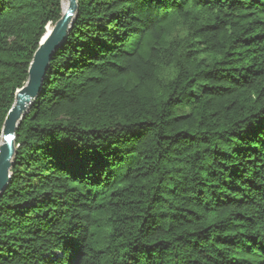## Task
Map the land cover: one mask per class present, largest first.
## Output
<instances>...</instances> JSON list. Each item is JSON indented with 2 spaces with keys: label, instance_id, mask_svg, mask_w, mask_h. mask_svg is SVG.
<instances>
[{
  "label": "trees",
  "instance_id": "trees-1",
  "mask_svg": "<svg viewBox=\"0 0 264 264\" xmlns=\"http://www.w3.org/2000/svg\"><path fill=\"white\" fill-rule=\"evenodd\" d=\"M61 0H0V142ZM0 264H264V0H78L16 130Z\"/></svg>",
  "mask_w": 264,
  "mask_h": 264
},
{
  "label": "water",
  "instance_id": "water-1",
  "mask_svg": "<svg viewBox=\"0 0 264 264\" xmlns=\"http://www.w3.org/2000/svg\"><path fill=\"white\" fill-rule=\"evenodd\" d=\"M62 1V0H61ZM67 3L61 18L42 37L33 54L25 85L16 91L14 103L7 113L1 130L0 142V195L11 177L15 156L16 130L40 92L43 78L55 52L63 45L71 29L78 8V0H64ZM47 29V27H46ZM45 29V30H46Z\"/></svg>",
  "mask_w": 264,
  "mask_h": 264
},
{
  "label": "bare ground",
  "instance_id": "bare-ground-1",
  "mask_svg": "<svg viewBox=\"0 0 264 264\" xmlns=\"http://www.w3.org/2000/svg\"><path fill=\"white\" fill-rule=\"evenodd\" d=\"M66 6H67V3L64 0H62L61 1V8H62L63 13L65 12ZM50 30H51V26H48L46 29V33H48Z\"/></svg>",
  "mask_w": 264,
  "mask_h": 264
}]
</instances>
